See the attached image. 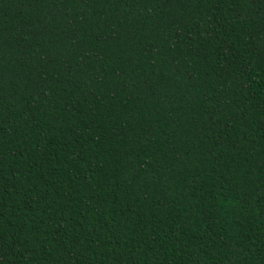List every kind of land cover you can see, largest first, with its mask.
Masks as SVG:
<instances>
[{
  "label": "trees",
  "instance_id": "1",
  "mask_svg": "<svg viewBox=\"0 0 264 264\" xmlns=\"http://www.w3.org/2000/svg\"><path fill=\"white\" fill-rule=\"evenodd\" d=\"M0 264H264V0H0Z\"/></svg>",
  "mask_w": 264,
  "mask_h": 264
}]
</instances>
